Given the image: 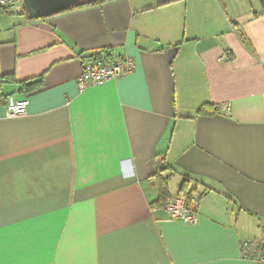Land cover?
Instances as JSON below:
<instances>
[{
	"label": "crops",
	"instance_id": "0c3cea01",
	"mask_svg": "<svg viewBox=\"0 0 264 264\" xmlns=\"http://www.w3.org/2000/svg\"><path fill=\"white\" fill-rule=\"evenodd\" d=\"M7 1L0 264H252L241 245L264 238L260 3L109 0L33 20ZM96 52L134 71L80 93ZM8 97L27 115L6 118ZM184 192L196 224L166 210Z\"/></svg>",
	"mask_w": 264,
	"mask_h": 264
},
{
	"label": "built area",
	"instance_id": "2783aa9c",
	"mask_svg": "<svg viewBox=\"0 0 264 264\" xmlns=\"http://www.w3.org/2000/svg\"><path fill=\"white\" fill-rule=\"evenodd\" d=\"M11 1L0 0V7H4ZM135 62L129 57H116L107 53H100L92 57L85 58L82 72L77 80V86L80 93L90 87L101 86L108 81L118 80L131 74L134 71ZM27 100L17 101L8 97L6 101V118L23 117L27 115ZM229 112L230 108L226 107ZM173 220H181L187 224H196L199 222L198 200H188L185 197L175 196L169 200L166 205ZM243 259L252 264H264V238L244 242L241 245Z\"/></svg>",
	"mask_w": 264,
	"mask_h": 264
},
{
	"label": "water",
	"instance_id": "95a60500",
	"mask_svg": "<svg viewBox=\"0 0 264 264\" xmlns=\"http://www.w3.org/2000/svg\"><path fill=\"white\" fill-rule=\"evenodd\" d=\"M99 0H24L25 12L30 19L39 20L58 15L80 4H95Z\"/></svg>",
	"mask_w": 264,
	"mask_h": 264
},
{
	"label": "trees",
	"instance_id": "16d2710c",
	"mask_svg": "<svg viewBox=\"0 0 264 264\" xmlns=\"http://www.w3.org/2000/svg\"><path fill=\"white\" fill-rule=\"evenodd\" d=\"M109 0H99L97 3H95V4H87V3H85V4H80L78 7H75V8H73V9H81V8H84V7H89V6H92V5H96V4H100V3H104V2H108ZM253 1H257L258 3H260V5L262 6V8H263V10H262V12L260 13V12H256L254 15H256V16H261V15H263L264 14V0H249V2L251 3V2H253ZM1 8V7H0ZM72 9V10H73ZM237 36H238V38H239V40L245 45L246 43H247V41L246 40H244L245 38H244V36L240 33V32H237ZM103 53V52H102ZM98 55V54H100V52H96V53H92V54H90V55H88L87 57H92L93 55ZM108 54V53H107ZM108 55H110V54H108ZM86 57V56H85ZM86 57V58H87ZM85 59V58H84ZM158 190L160 191V194H161V197L162 198H164V197H166L167 196V189H166V187H165V185H163V183H161L160 184V187L158 188ZM178 196H181V197H185V198H187L188 200H191V199H194L193 198V195H192V193L191 192H184V193H181L180 195H178ZM169 200H171V198L169 199ZM169 200H168V202H167V204L169 203ZM166 204V205H167Z\"/></svg>",
	"mask_w": 264,
	"mask_h": 264
}]
</instances>
